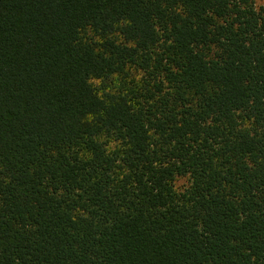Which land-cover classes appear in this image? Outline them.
Here are the masks:
<instances>
[{
    "label": "trees",
    "instance_id": "obj_1",
    "mask_svg": "<svg viewBox=\"0 0 264 264\" xmlns=\"http://www.w3.org/2000/svg\"><path fill=\"white\" fill-rule=\"evenodd\" d=\"M0 264H264V4L0 0Z\"/></svg>",
    "mask_w": 264,
    "mask_h": 264
},
{
    "label": "rangeland",
    "instance_id": "obj_2",
    "mask_svg": "<svg viewBox=\"0 0 264 264\" xmlns=\"http://www.w3.org/2000/svg\"><path fill=\"white\" fill-rule=\"evenodd\" d=\"M255 2H256V4H264V0H255ZM177 183L178 184H181V183H183V179H179L178 181H177Z\"/></svg>",
    "mask_w": 264,
    "mask_h": 264
}]
</instances>
